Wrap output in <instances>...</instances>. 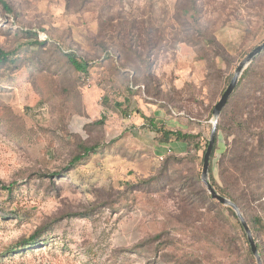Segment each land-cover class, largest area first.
I'll return each mask as SVG.
<instances>
[{"label": "rangeland", "instance_id": "obj_1", "mask_svg": "<svg viewBox=\"0 0 264 264\" xmlns=\"http://www.w3.org/2000/svg\"><path fill=\"white\" fill-rule=\"evenodd\" d=\"M1 1L0 264H257L200 177L213 108L264 42V0ZM246 88L218 117L208 180L264 264V82L257 105Z\"/></svg>", "mask_w": 264, "mask_h": 264}, {"label": "trees", "instance_id": "obj_2", "mask_svg": "<svg viewBox=\"0 0 264 264\" xmlns=\"http://www.w3.org/2000/svg\"><path fill=\"white\" fill-rule=\"evenodd\" d=\"M0 6L2 7V10L5 14H8V12L10 11L8 6L4 3H2V1L0 0ZM264 53V51L262 52ZM261 53V54H262ZM66 58L68 60V62L70 63V65L79 73H86L87 72V69H88V63L83 61V60H79L77 59L73 54H66ZM254 62V61H253ZM9 65H15V59L11 58V55L9 53H6L4 51H2L0 49V69L3 68V67H6V66H9ZM264 82V71H259V72H255L254 71V66H252V63L243 71L241 77L239 78V81H238V84L236 86V90L239 89V90H247L246 86L247 87H251V89H253L254 87V90L251 94V100L253 101V105H257L258 103V97L256 96V93H257V90L261 87V84ZM235 91V90H234ZM230 98V97H229ZM229 100V99H228ZM228 103V101H227ZM226 103V105H227ZM225 105V106H226ZM224 106V107H225ZM222 129V126L220 124H217V128H216V131L217 130H220ZM155 132L156 133H160L162 136H163V141H167L169 139L170 136H174L176 141H182L186 144H188V142H191L193 140L196 139L195 136H192V135H188V134H181L179 132H164L162 131V129H155ZM216 138V137H215ZM215 144V142H214ZM207 146V144H206ZM93 150L91 148H84L83 149V154L81 157H85L87 155L90 154V152H92ZM205 152V151H204ZM213 152V151H212ZM204 155V154H203ZM228 155V153L225 151L223 154H222V158H226V156ZM81 157H75L73 158V160L71 161L72 162H75V161H78L81 159ZM238 161H241V159H238ZM210 163V161H209ZM212 180H211V185H212ZM12 184H10L9 186H0V189L5 191L6 193L8 194H12ZM213 187V185H212ZM220 191V194L221 196L224 197V191L219 189ZM232 202H234V200H231ZM230 213L234 216V213L232 212V209L231 208H227ZM255 222V224H261V221L259 218H254L253 220ZM242 228V227H241ZM252 231V229H250ZM242 234L243 236L246 238L245 234L243 233V229H242ZM37 238H32L31 240L27 241L26 243H23L19 246H17L15 249H24L26 247H28L29 245L31 244H34L36 243ZM246 243H247V240H246ZM257 247V250H259V247L256 245ZM250 250V249H249Z\"/></svg>", "mask_w": 264, "mask_h": 264}, {"label": "water", "instance_id": "obj_3", "mask_svg": "<svg viewBox=\"0 0 264 264\" xmlns=\"http://www.w3.org/2000/svg\"><path fill=\"white\" fill-rule=\"evenodd\" d=\"M264 51V42L257 46L256 48H254L237 66V68L235 69V72L228 84V86L226 87V89L224 90L223 94L221 95L219 101L217 102V104L214 106L213 111H212V115L214 118V122L212 124V128H211V132H210V136H209V140L206 146V150L204 152L203 155V160H202V171H201V182L203 183L204 187L206 188L207 192L210 195V198L216 202H218L221 205H224L226 207H229L233 210V212L235 213L237 219L239 220V223L244 231V234L246 236V240L250 249L251 254L254 256V258L256 259V263L257 264H262L259 254H258V250L256 247V243L252 237L251 231L247 225V223L245 222V220L243 219L239 208L235 205V203H233L232 201L228 200L227 198L219 195L215 189L212 187V185L210 184L209 180H208V170H209V160H210V156L212 154L213 151V147H214V142H215V137H216V128H217V120L218 117L222 111V109L224 108V106L226 105L229 97L232 95V93L234 92L239 78L241 77L243 71L251 64V62L258 56L260 55L262 52Z\"/></svg>", "mask_w": 264, "mask_h": 264}, {"label": "built area", "instance_id": "obj_4", "mask_svg": "<svg viewBox=\"0 0 264 264\" xmlns=\"http://www.w3.org/2000/svg\"><path fill=\"white\" fill-rule=\"evenodd\" d=\"M6 18H9V20H6ZM3 20H6V21H12V18L8 15V14H5L3 13L2 11H0V22H2ZM167 153H170V150L168 149L167 150Z\"/></svg>", "mask_w": 264, "mask_h": 264}]
</instances>
